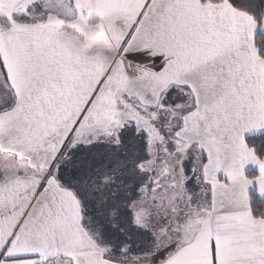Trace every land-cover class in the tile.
<instances>
[{"label":"snow or ice","instance_id":"6c2138e0","mask_svg":"<svg viewBox=\"0 0 264 264\" xmlns=\"http://www.w3.org/2000/svg\"><path fill=\"white\" fill-rule=\"evenodd\" d=\"M0 264H264V0H0Z\"/></svg>","mask_w":264,"mask_h":264}]
</instances>
